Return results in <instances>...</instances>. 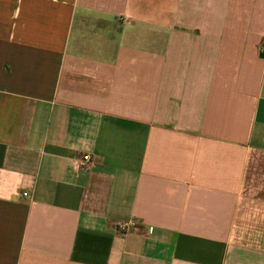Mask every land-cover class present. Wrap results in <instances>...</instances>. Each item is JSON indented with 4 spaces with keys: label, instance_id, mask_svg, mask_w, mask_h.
Instances as JSON below:
<instances>
[{
    "label": "crops",
    "instance_id": "obj_1",
    "mask_svg": "<svg viewBox=\"0 0 264 264\" xmlns=\"http://www.w3.org/2000/svg\"><path fill=\"white\" fill-rule=\"evenodd\" d=\"M0 264H264V0H0Z\"/></svg>",
    "mask_w": 264,
    "mask_h": 264
},
{
    "label": "built area",
    "instance_id": "obj_2",
    "mask_svg": "<svg viewBox=\"0 0 264 264\" xmlns=\"http://www.w3.org/2000/svg\"><path fill=\"white\" fill-rule=\"evenodd\" d=\"M89 160H90V155L89 154L84 155L82 161L80 162V165L81 166L87 165ZM24 194L27 195V193ZM133 226H135V223L133 221H126V222L118 223L117 228L119 230L124 231L130 229Z\"/></svg>",
    "mask_w": 264,
    "mask_h": 264
},
{
    "label": "rangeland",
    "instance_id": "obj_3",
    "mask_svg": "<svg viewBox=\"0 0 264 264\" xmlns=\"http://www.w3.org/2000/svg\"><path fill=\"white\" fill-rule=\"evenodd\" d=\"M242 229L243 228L240 227V230H242ZM235 240H236L235 244H239V245L258 244V238L257 239H253V238H250V237L248 238L247 237V238H237ZM260 242H262V239H261Z\"/></svg>",
    "mask_w": 264,
    "mask_h": 264
}]
</instances>
